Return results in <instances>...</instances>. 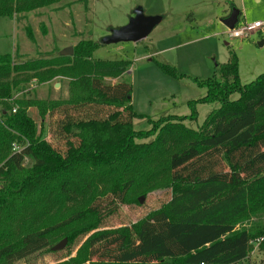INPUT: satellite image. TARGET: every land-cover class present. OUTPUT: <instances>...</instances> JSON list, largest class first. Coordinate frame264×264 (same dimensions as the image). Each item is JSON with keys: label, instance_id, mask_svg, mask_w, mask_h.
Listing matches in <instances>:
<instances>
[{"label": "trees", "instance_id": "obj_1", "mask_svg": "<svg viewBox=\"0 0 264 264\" xmlns=\"http://www.w3.org/2000/svg\"><path fill=\"white\" fill-rule=\"evenodd\" d=\"M61 1L0 0V18L13 20ZM99 46L82 41L71 57L31 61L0 55V229L5 236L0 264L45 251L62 253L54 250L56 231L89 217L95 224L105 220L114 211L107 208L126 203L140 166L162 155L172 191L167 207L131 229L97 232L84 245L85 259L61 264H250L253 242L263 239L264 252V228H237L236 222L253 197H264V73L241 84L233 57L221 67L220 80L199 83L206 96L190 102L192 121L197 103L220 104L201 129L187 127L184 117L166 116L150 130L136 132L133 121L141 116L131 105L132 86L106 82L123 76L130 64L95 61ZM158 67L178 78L174 68ZM64 79L70 80L68 100L15 98L32 81ZM234 94L237 100L231 99ZM30 109L48 122L50 140ZM146 139L151 142L136 141ZM15 143L20 152H12ZM26 159L31 168L23 165ZM100 185L107 187L104 192L97 191ZM81 202L82 208L70 209L64 220L33 228L38 217L55 214L60 204ZM15 220L25 230L13 235ZM83 232L88 231H77Z\"/></svg>", "mask_w": 264, "mask_h": 264}, {"label": "rangeland", "instance_id": "obj_2", "mask_svg": "<svg viewBox=\"0 0 264 264\" xmlns=\"http://www.w3.org/2000/svg\"><path fill=\"white\" fill-rule=\"evenodd\" d=\"M138 7L143 8L146 16L163 18L150 36L138 44L102 45V40L113 30L129 23ZM233 10L240 11L239 27L258 22L262 27L245 38L230 37L222 21ZM82 41L100 45L93 54L95 61L130 64L123 76L107 78L106 82H125L132 86L131 105L141 116L133 121L136 132L150 130L152 122L166 116L184 117L187 127L199 130L209 115L220 108L218 103H197V120L189 119L192 113L190 102L202 99L207 93L199 83L211 78L220 80L221 67L231 62L233 57L238 60L241 84L248 85L264 73V0H62L18 15L13 20L0 18V55H12L16 61L58 56L64 49H74ZM158 64L174 68L178 78L163 73ZM57 82H63L62 88L54 87ZM69 84V79L47 84L32 81L25 91L16 92L15 98L28 97L45 102L68 100ZM238 98V94L231 97L232 100ZM29 115L42 127L46 140H50L48 122H43L36 109H30ZM136 141L148 143L151 139ZM166 162V156L162 155L142 164L136 172V184L128 192L126 203L107 208V212L114 211L99 224L93 223L89 217L56 231L55 234H60L55 241L67 240L62 253L45 251L16 264H61L77 256L85 259L87 250L84 245L97 232L131 229L154 212L165 209L172 196ZM32 164L26 159L23 165L31 168ZM105 188V185H100L97 191L104 192ZM74 207V210L82 208V202L60 204L49 218L47 215L38 217L33 228L48 226L59 218L64 220ZM236 224L237 228H264V197H253L249 211ZM24 230L20 221L15 220L12 234ZM79 230L88 232L77 233ZM0 238H5L1 229ZM69 238H72L71 242ZM254 248L255 244H251L250 264H254V260L256 264H264L260 245L258 249Z\"/></svg>", "mask_w": 264, "mask_h": 264}, {"label": "water", "instance_id": "obj_3", "mask_svg": "<svg viewBox=\"0 0 264 264\" xmlns=\"http://www.w3.org/2000/svg\"><path fill=\"white\" fill-rule=\"evenodd\" d=\"M240 11L233 10L232 14L222 21V24L228 30H234L239 24ZM163 18L160 16L149 17L144 13L143 8L138 7L134 11V16L130 19L129 23L117 30H113L109 36L104 38L101 42L102 45H111L118 43H134L138 44L150 36L153 30L161 24ZM74 54V49L72 47L64 49L60 56L71 57ZM56 88L60 87V84H56ZM142 204V200H139ZM67 240L60 242L55 248V251H60L64 249Z\"/></svg>", "mask_w": 264, "mask_h": 264}, {"label": "built area", "instance_id": "obj_4", "mask_svg": "<svg viewBox=\"0 0 264 264\" xmlns=\"http://www.w3.org/2000/svg\"><path fill=\"white\" fill-rule=\"evenodd\" d=\"M261 27H262V24L259 23V22L258 23H254L251 26L245 25V26H241V27H239V24H238L237 27L234 30H232V31L228 30V34L232 38H245V37L248 36L249 33H251L254 30L260 29ZM12 150L14 151V153L20 152L21 147L18 144L15 143L12 146ZM261 241L262 240H257V241L252 243V244H255V248H254L255 250L258 249Z\"/></svg>", "mask_w": 264, "mask_h": 264}, {"label": "crops", "instance_id": "obj_5", "mask_svg": "<svg viewBox=\"0 0 264 264\" xmlns=\"http://www.w3.org/2000/svg\"><path fill=\"white\" fill-rule=\"evenodd\" d=\"M56 84H60V87L59 88H56L55 86H56ZM62 84H63V82L62 83H55L54 84V87L56 88V89H60V88H62ZM257 263V261L256 260H254V264H256Z\"/></svg>", "mask_w": 264, "mask_h": 264}]
</instances>
